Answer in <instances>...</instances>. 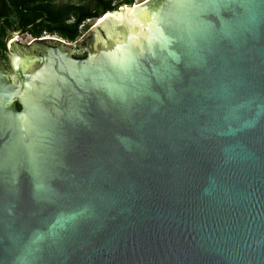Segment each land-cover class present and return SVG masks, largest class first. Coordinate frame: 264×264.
<instances>
[{
  "label": "water",
  "instance_id": "95a60500",
  "mask_svg": "<svg viewBox=\"0 0 264 264\" xmlns=\"http://www.w3.org/2000/svg\"><path fill=\"white\" fill-rule=\"evenodd\" d=\"M133 6L4 37L0 264H264V0Z\"/></svg>",
  "mask_w": 264,
  "mask_h": 264
},
{
  "label": "trees",
  "instance_id": "16d2710c",
  "mask_svg": "<svg viewBox=\"0 0 264 264\" xmlns=\"http://www.w3.org/2000/svg\"><path fill=\"white\" fill-rule=\"evenodd\" d=\"M135 0H0V49L12 29L34 24L28 32L34 39L57 36L65 42L78 41L105 12H114ZM84 43V42H83ZM6 53V52H5ZM85 55L81 56L84 58ZM18 109L21 106L18 105Z\"/></svg>",
  "mask_w": 264,
  "mask_h": 264
},
{
  "label": "rangeland",
  "instance_id": "374dc122",
  "mask_svg": "<svg viewBox=\"0 0 264 264\" xmlns=\"http://www.w3.org/2000/svg\"><path fill=\"white\" fill-rule=\"evenodd\" d=\"M146 1H147V0H146ZM136 2H137V0H135L134 4H135ZM144 2H145V1H144ZM87 23H90V26L92 25L91 27H93V26L96 24V22L93 23V22H90V21H87ZM91 27H90V28H91ZM88 31H89V30H88ZM88 31H87V32H88ZM87 32H86V33H87ZM86 33H84L83 36H82L81 38H83V37L86 35ZM47 37H52V38H53V37H57V36H44L43 38H47ZM17 38H18L17 42H19V43L22 44V45H28L29 43L32 42V40H34V38H33L30 34H28V33H27V34H24V35H21L20 37H17ZM57 38H58V37H57ZM81 38H80V39H81ZM80 39H79V40H80ZM79 40H78V41H79Z\"/></svg>",
  "mask_w": 264,
  "mask_h": 264
},
{
  "label": "bare ground",
  "instance_id": "6f19581e",
  "mask_svg": "<svg viewBox=\"0 0 264 264\" xmlns=\"http://www.w3.org/2000/svg\"><path fill=\"white\" fill-rule=\"evenodd\" d=\"M144 1H146V0H137V2L134 4V6H133V9H135L136 7H138L139 5H141L142 3H144ZM124 10H125V8H123ZM132 9V10H133ZM117 16H121V13H116V14H114V17H117ZM97 22V21H96ZM47 38H52V37H47ZM18 40V38L17 37H15V38H13L11 41H13V40ZM61 40V39H60ZM10 41V42H11ZM63 41V40H62Z\"/></svg>",
  "mask_w": 264,
  "mask_h": 264
},
{
  "label": "flooded vegetation",
  "instance_id": "af4514ba",
  "mask_svg": "<svg viewBox=\"0 0 264 264\" xmlns=\"http://www.w3.org/2000/svg\"><path fill=\"white\" fill-rule=\"evenodd\" d=\"M2 57H3L5 67L7 68L8 71H10L11 70L10 69V62H9V59H8L5 51L4 52L2 51Z\"/></svg>",
  "mask_w": 264,
  "mask_h": 264
},
{
  "label": "built area",
  "instance_id": "2783aa9c",
  "mask_svg": "<svg viewBox=\"0 0 264 264\" xmlns=\"http://www.w3.org/2000/svg\"><path fill=\"white\" fill-rule=\"evenodd\" d=\"M42 39H44V38H42Z\"/></svg>",
  "mask_w": 264,
  "mask_h": 264
}]
</instances>
